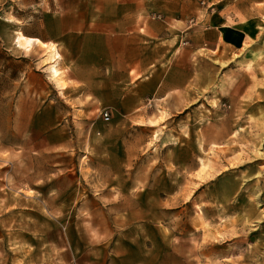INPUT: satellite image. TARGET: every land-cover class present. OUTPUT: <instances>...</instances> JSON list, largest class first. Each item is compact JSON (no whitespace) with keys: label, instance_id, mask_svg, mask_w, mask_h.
<instances>
[{"label":"rangeland","instance_id":"1","mask_svg":"<svg viewBox=\"0 0 264 264\" xmlns=\"http://www.w3.org/2000/svg\"><path fill=\"white\" fill-rule=\"evenodd\" d=\"M28 1L0 0V28ZM214 88L182 122L74 124L57 101L39 134L0 126V264H264V117Z\"/></svg>","mask_w":264,"mask_h":264},{"label":"crops","instance_id":"2","mask_svg":"<svg viewBox=\"0 0 264 264\" xmlns=\"http://www.w3.org/2000/svg\"><path fill=\"white\" fill-rule=\"evenodd\" d=\"M54 2L29 0L30 22L0 28V126L16 141L54 126L57 101L68 107L65 122L91 126L108 112L114 125H154L182 122L217 86L213 93L251 94L253 105L240 107L264 117V0ZM17 33L30 42L20 44ZM189 156L176 167L193 186L198 151ZM146 253L137 264H166ZM107 254L102 264H114Z\"/></svg>","mask_w":264,"mask_h":264},{"label":"bare ground","instance_id":"3","mask_svg":"<svg viewBox=\"0 0 264 264\" xmlns=\"http://www.w3.org/2000/svg\"><path fill=\"white\" fill-rule=\"evenodd\" d=\"M17 40L22 45L28 44L30 42L28 39H25L24 36L20 33H17Z\"/></svg>","mask_w":264,"mask_h":264},{"label":"built area","instance_id":"4","mask_svg":"<svg viewBox=\"0 0 264 264\" xmlns=\"http://www.w3.org/2000/svg\"><path fill=\"white\" fill-rule=\"evenodd\" d=\"M159 18H160L159 16H156V19H159ZM101 119L105 123L109 122L110 116H109L108 112H102L101 113Z\"/></svg>","mask_w":264,"mask_h":264}]
</instances>
